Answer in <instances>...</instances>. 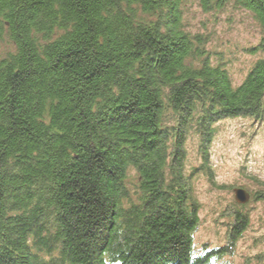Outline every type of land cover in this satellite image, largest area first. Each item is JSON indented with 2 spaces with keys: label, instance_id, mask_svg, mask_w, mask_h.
I'll return each mask as SVG.
<instances>
[{
  "label": "trees",
  "instance_id": "16d2710c",
  "mask_svg": "<svg viewBox=\"0 0 264 264\" xmlns=\"http://www.w3.org/2000/svg\"><path fill=\"white\" fill-rule=\"evenodd\" d=\"M229 3L261 31L236 86L184 29V0H0V264H216L196 254L198 205L184 169L215 124L264 119V0ZM254 199L264 202V192Z\"/></svg>",
  "mask_w": 264,
  "mask_h": 264
},
{
  "label": "rangeland",
  "instance_id": "374dc122",
  "mask_svg": "<svg viewBox=\"0 0 264 264\" xmlns=\"http://www.w3.org/2000/svg\"><path fill=\"white\" fill-rule=\"evenodd\" d=\"M182 17L187 32L204 37L209 60L222 63L233 84L240 85L259 58L249 52L261 37L252 16L232 2L205 12L199 0H184ZM9 50L1 44L0 57ZM215 131L207 165L193 133L185 144L184 169L199 207L194 250L201 255L225 247L233 212L238 209L248 215L249 225L233 254L216 264H264V202L254 199L256 193L264 192V119H226L215 124ZM240 188L250 195L241 205L234 198V189Z\"/></svg>",
  "mask_w": 264,
  "mask_h": 264
},
{
  "label": "water",
  "instance_id": "95a60500",
  "mask_svg": "<svg viewBox=\"0 0 264 264\" xmlns=\"http://www.w3.org/2000/svg\"><path fill=\"white\" fill-rule=\"evenodd\" d=\"M234 198L238 204H245L250 198V195L243 189H234Z\"/></svg>",
  "mask_w": 264,
  "mask_h": 264
}]
</instances>
